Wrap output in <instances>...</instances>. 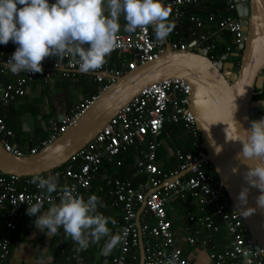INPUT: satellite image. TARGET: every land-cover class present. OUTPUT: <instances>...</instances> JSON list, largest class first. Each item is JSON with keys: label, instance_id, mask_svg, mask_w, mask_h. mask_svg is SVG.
<instances>
[{"label": "built area", "instance_id": "2783aa9c", "mask_svg": "<svg viewBox=\"0 0 264 264\" xmlns=\"http://www.w3.org/2000/svg\"><path fill=\"white\" fill-rule=\"evenodd\" d=\"M218 1L219 9H207L204 14L187 13L188 8H201L205 3ZM53 0H50V3ZM164 6L171 9V20L175 29L163 40H157L151 26L137 29L133 33L119 31L115 36L114 50L106 59L116 57L117 66L106 62L101 68L88 72L79 71L78 65L70 56L64 57L51 68L42 62L41 73L21 72L12 74L5 65L17 45L9 41L0 44V83L3 78H10L0 84V97L9 102L16 96L25 93L26 86L35 78L44 82L55 75L76 80L83 75L86 79L101 84L97 93L78 100L70 112L60 121L50 120L48 137L39 145L27 151L12 143L13 131L0 116V144L7 152L17 156L35 154L42 147L55 139L77 119L95 101L97 95L105 89L115 76H120L137 65L156 59L168 45L172 50L191 49L207 55L211 60H230L239 53L242 42L241 17L236 11V0H161ZM186 17V19H185ZM190 25L189 41H179L177 36L184 28V22ZM225 33L231 35L229 43L222 52L216 47ZM233 61V60H231ZM234 62V61H233ZM189 84L182 78L170 77L157 80L143 87L126 104H124L83 147L74 152L61 165L40 175H58L63 185L69 186L75 194L85 199L91 195V182L103 161L117 166L121 160L117 155L129 147L145 143L135 160V168L144 173L143 181L132 185L127 180L105 178L110 184L106 194L110 197L112 207H120L121 215L118 231L127 234L118 245L117 253L111 257L109 264H137L139 260V239L142 238L144 260L142 264H165L173 253L178 255V264H188L176 243L172 224L167 215V205L177 199H190L195 204L198 214L188 216L190 227L185 240L189 245L207 247L211 264H264L261 249L255 246L250 234L243 228L239 214L231 209L226 192L220 187L217 177L206 169L212 168L206 158V152L200 134L195 127L194 117L189 105ZM182 122L191 135L193 150L173 152L175 167L165 170L156 160L157 141L165 123ZM34 175L19 176L0 172V216L4 224L3 236L0 238V264L10 253V231L22 216L24 209L33 203H48L44 190L30 181ZM102 189V187H100ZM59 199V193H53ZM142 206V207H141ZM219 217L230 235V241L217 249L211 243V233L219 230L214 217ZM139 219V227L136 219ZM153 219V223L149 222ZM74 259L81 263L83 257L75 254Z\"/></svg>", "mask_w": 264, "mask_h": 264}, {"label": "water", "instance_id": "95a60500", "mask_svg": "<svg viewBox=\"0 0 264 264\" xmlns=\"http://www.w3.org/2000/svg\"><path fill=\"white\" fill-rule=\"evenodd\" d=\"M236 1L243 35L238 61H214L191 49L172 50L165 45L156 59L115 76L88 109L35 154L17 156L4 150L0 144V172L29 176L60 167L143 87L163 78L179 77L190 86L188 107L206 158L228 196L231 209L239 214L243 228L264 255V209L257 205L261 190L245 180L246 163L252 162L243 163L237 159L242 145L230 140L236 131L234 121L238 130H247L251 121L261 118L256 113L264 110V99L252 98L254 89L261 90L264 82V0ZM215 146L221 147L219 154ZM244 188L248 189L247 203L241 204L237 197ZM252 209L255 211L250 215L243 213ZM136 225L139 227L138 217ZM138 248V264H142L144 248L141 237Z\"/></svg>", "mask_w": 264, "mask_h": 264}, {"label": "clouds", "instance_id": "9594fccd", "mask_svg": "<svg viewBox=\"0 0 264 264\" xmlns=\"http://www.w3.org/2000/svg\"><path fill=\"white\" fill-rule=\"evenodd\" d=\"M170 16L171 9L161 0H53L51 3L50 0H0V44L11 41L17 45L5 64L14 75L41 73L43 60L50 56L58 57L60 62L70 56L79 71L88 72L101 68L114 50L121 17L125 21L124 31L133 33L151 26L156 39L163 41L176 27ZM234 128L230 140L242 145L237 159L252 162L246 163L248 170L244 178L261 190L257 205L264 209V117L251 121L247 130H238L234 121ZM221 150L215 146L217 154ZM58 181V175L44 177L37 173L32 177L30 182L46 192L49 203L43 212V201L27 207V214L36 216L35 226L42 232L46 230L47 236L63 229L65 238L73 241L77 251L87 250L90 244L103 240V251L111 253L122 243L127 229L113 233L108 225L115 226L117 221L98 210L105 205L97 195L85 199ZM57 192L58 202L52 195ZM247 192L244 188L238 194L241 204L247 203ZM247 210L243 213L250 215L255 211ZM178 260V255L173 253L165 264H178Z\"/></svg>", "mask_w": 264, "mask_h": 264}, {"label": "crops", "instance_id": "0c3cea01", "mask_svg": "<svg viewBox=\"0 0 264 264\" xmlns=\"http://www.w3.org/2000/svg\"><path fill=\"white\" fill-rule=\"evenodd\" d=\"M124 23L125 21L121 17V32H126L123 28ZM183 27L181 34L177 36V40L189 41L191 36L188 32L191 27L188 23ZM230 38L231 35L225 33L224 39L218 42L217 48L222 46L224 49ZM57 58L55 56L47 57L45 66L51 68L58 61ZM5 80L7 78L2 79L4 82ZM91 83L95 82L86 79L83 75L74 80L64 78L58 74L47 82H44L40 77H35L26 86L25 93L18 96L15 102L6 103L0 97V113L5 116V119L7 118L8 127L14 133L11 138L12 143L26 151L32 146L39 145L43 139L48 137L50 120L60 121V117L67 115L78 100L93 93L90 92ZM171 129L175 130L172 137ZM178 130L177 124L176 126H167L157 138L159 145L156 150V160L159 166L165 170H169L176 165L173 152L176 149H181L176 146L175 141L187 142L188 139L189 147L193 150L191 135L185 129ZM144 146L145 143L137 144L136 147H129L123 151L119 166L103 161L93 176L91 195H97L105 205L98 210L105 216L113 217L117 221L115 226L111 223L108 225L112 228L113 233L118 231L121 209L110 205V197L106 194L110 184L106 183L104 179L107 177L118 178L127 180L132 185H137L138 182L143 181L145 175L135 168V160ZM190 149L188 151H191ZM43 204L42 212L49 207V203ZM1 210L2 208H0ZM26 210L27 208L24 209L22 216L16 221L15 227L10 233V253L3 264H109L111 257L117 253L118 245L111 253L105 254L103 240L98 244H90L87 250L77 251L73 241L70 238H65L63 229H60L56 235L47 236L46 230L42 232L35 226L36 216H29ZM191 214L197 215L198 211L195 204L192 205L190 199H177L167 205V215L172 224L176 243L180 246L182 255L186 258L188 264H211L208 257L209 249L206 246L189 245L185 240V236L189 234V230H186L185 227L189 225L191 232L195 228L193 222H188V216ZM214 221L218 224L219 230L211 233V243L219 249L230 241V235L219 217L215 216ZM149 222L152 224L153 219L149 218ZM4 228L0 216V238L3 236ZM75 254L83 257L81 263L74 259Z\"/></svg>", "mask_w": 264, "mask_h": 264}, {"label": "trees", "instance_id": "16d2710c", "mask_svg": "<svg viewBox=\"0 0 264 264\" xmlns=\"http://www.w3.org/2000/svg\"><path fill=\"white\" fill-rule=\"evenodd\" d=\"M218 4H220V2H218V1L207 2V3H205V6H203V7H201V8H188L187 13H193V12H198V13H199V12H200V13L204 14L205 11H207V9H210V10H218V9H219ZM185 19H186V17H185ZM186 22H187V21H186ZM186 22H184V26L187 25ZM216 51H217L218 53H219V52H222V51H223L222 46H218V48L216 47ZM239 52H240V51H239ZM238 55H239V53H237V54H235V55H232V56H231V59H233V61H238V60H239ZM231 59H230V60H231ZM106 62H108L109 65L117 66V65H116L117 60H116V57H115V56H113L111 59H110V58H109V59H106ZM9 79H10V78H7V80H5V81H8ZM3 82H4V81H2L0 84H3ZM95 83H96V82H95ZM95 83H91V86H90V92H91V93H92V92H93V93H97L99 87L101 86V84L96 83V85H97V87H96ZM98 84H99V85H98ZM254 91H255V94H254V96L252 97L253 99H256V98H263V99H264V82H263V87H262L261 90L255 88ZM17 97H18V96H16L14 99L10 100L9 102H11V103L15 102V101L17 100ZM257 114H259L260 117H264V110H263V111H259V112H257ZM0 116L4 119L6 125L8 126L7 118L5 119V116H3L2 113H0ZM181 123H182V122H176V123H173V122H172L171 124H170V123H165V124H164V128L167 127V126H168V127H169V126H176V124H177V125H178V129H179L178 131H181V130H184V129H185L184 126L182 127L183 124H181ZM164 128H163V129H164ZM183 128H184V129H183ZM171 130H172V133H171V137H172V136H174L175 130H174V129H171ZM175 144H176V146H177L178 148H180V149L183 150V151H188V150L190 149V147H189L190 143H189L188 139H187V142H186V141L180 142V140H178V142L175 141ZM27 150H28V149H27ZM156 150H157V149H156ZM190 150H191V149H190ZM122 153H124V152H122ZM117 158H118V159H121V152L117 155ZM58 168H61V166L58 167ZM58 168H55V169H58ZM165 168H166V167H165ZM206 170H208L209 173L214 174V175L216 176V174L214 173L213 168L206 169ZM58 182H59V185L62 184V180H61V179H59ZM11 231H12V230H11ZM11 231H10V233H11ZM215 235H216V233H215ZM226 242H227V240H226ZM137 264H138V262H137Z\"/></svg>", "mask_w": 264, "mask_h": 264}, {"label": "flooded vegetation", "instance_id": "af4514ba", "mask_svg": "<svg viewBox=\"0 0 264 264\" xmlns=\"http://www.w3.org/2000/svg\"><path fill=\"white\" fill-rule=\"evenodd\" d=\"M256 99H263V98H256ZM257 114V113H256ZM258 117H260V115L258 114Z\"/></svg>", "mask_w": 264, "mask_h": 264}, {"label": "rangeland", "instance_id": "374dc122", "mask_svg": "<svg viewBox=\"0 0 264 264\" xmlns=\"http://www.w3.org/2000/svg\"><path fill=\"white\" fill-rule=\"evenodd\" d=\"M231 58V57H230ZM231 60H233V59H231ZM18 104V103H17ZM18 106V105H17Z\"/></svg>", "mask_w": 264, "mask_h": 264}]
</instances>
